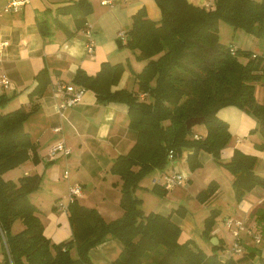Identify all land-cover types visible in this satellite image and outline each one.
Wrapping results in <instances>:
<instances>
[{"label": "trees", "instance_id": "obj_1", "mask_svg": "<svg viewBox=\"0 0 264 264\" xmlns=\"http://www.w3.org/2000/svg\"><path fill=\"white\" fill-rule=\"evenodd\" d=\"M155 2L159 18L148 17L145 9L139 8L132 15L124 44L121 38L117 40L119 46L137 49L136 57L144 60L141 70L134 73L137 90L111 89L124 69L121 62L103 61L95 74L77 68L72 77L73 82L94 90L98 100L123 101L128 107V124L135 130L136 140L109 167L121 177L120 216L105 220L95 207L75 198L68 203L71 237L53 242L44 234L43 222L28 198L37 176L22 175L17 180L3 176L31 155L37 160L34 143L24 128L36 105L29 110L20 106L3 111L10 96L0 94V238L7 264H90V249L108 236L120 240L122 249L102 264H238L232 256H220L221 243L210 242L216 210H210L201 231L211 243L207 253L192 238L180 240L181 226L171 214L145 213L135 188L145 174L168 163L169 150L175 159L183 148H189L190 168L200 164L198 154L204 150L233 174L236 200L255 186L264 189V176L254 170L255 155L235 148L229 159L221 160L220 149L231 133L227 122L217 115L220 107L229 104L244 109L257 119L251 131L258 130L264 139V93L261 101L255 96L256 81L264 76V54L240 47L232 52L231 44L223 45L218 38V22L223 19L264 40V0H214L212 8L188 0ZM91 8L89 1L76 0L61 10H71L83 26ZM35 79L32 91L40 94L50 81L48 70L41 68ZM139 91L145 92L142 98ZM195 116H203L200 124L206 128V134L197 138L194 126L187 128L185 124L187 118ZM256 146L263 147L264 141ZM159 186L152 189L163 192L165 188ZM216 189L217 182L211 180L197 198L204 201ZM185 210L182 205L173 209L179 215ZM16 219H22L24 226L13 233L11 224ZM259 264H264L263 255Z\"/></svg>", "mask_w": 264, "mask_h": 264}, {"label": "crops", "instance_id": "obj_2", "mask_svg": "<svg viewBox=\"0 0 264 264\" xmlns=\"http://www.w3.org/2000/svg\"><path fill=\"white\" fill-rule=\"evenodd\" d=\"M74 1L76 0H30L16 10L4 11L7 0H0V43L7 41L5 45H0V75L4 73L11 81L10 87H4L0 83V94L10 96L1 109L8 111L22 106L29 110L33 104L36 105V109L24 121V128L34 143L37 155L36 161H33L31 155L21 164L5 171L3 176L7 179H17L22 175L37 176L36 186L29 190L28 198L43 222L44 234L53 242L71 237L68 190L75 182L81 184V193L76 197L81 204L95 207L105 220L122 214L121 177L110 171L109 167L112 160L118 154L127 152L136 140L135 130L128 124V107L125 102L100 101L94 90L73 82L72 77L77 68L84 69L88 74H95L103 61L121 62L124 69L117 83L111 85V89L137 90L134 73L139 71L143 62L136 57L134 50L132 52L128 50L129 47L118 45V32L128 30L132 15L141 7L150 18L157 19L160 16L155 0H129L116 2L112 6L104 5L100 0H87L92 8L86 15L84 25L79 26L71 10H61L62 6ZM188 1L206 8L214 6V0L211 7L205 5L209 0ZM245 36L248 37V43L244 45V49H251L254 36ZM90 41L92 49L89 51ZM252 51L259 53L254 49ZM43 67L48 70L50 81L39 94L32 90L37 83L35 74ZM57 81L83 86L81 98L72 105L59 108L61 96L55 94ZM140 92L142 91L139 94ZM217 115L227 122L231 133L227 144L220 149L221 160L229 159L234 149L238 148L255 155L254 170L264 176V146H256V143L264 139L258 130L251 131L257 126V119L244 109L231 104L220 107ZM194 125V134H206L203 124ZM55 127L58 129L55 130ZM60 140L70 147V152L49 157V147ZM190 152L192 149L183 148L182 157L168 159L163 168L151 171L154 173L152 178L173 171H184L188 175L186 180L183 178L180 184L172 188L156 184L165 188L163 192L152 189L155 184L151 178V188L148 189L158 196L155 209L151 211L171 214V218L181 226L180 240L192 238L196 242L198 235L202 237L206 216L214 209L217 216L211 233L217 237V243L222 244V249L218 251L220 256H232L238 264H259V256H264L263 249L259 247L264 240V232L257 220L264 218V206H260L264 202V189L255 186L246 191L240 200H236L232 188L233 174L216 161L211 153L204 150L199 153L200 164L194 169L190 168L187 160ZM177 159L183 162L180 165L173 164ZM13 170L15 172H11ZM200 172L211 178L209 182H217V189L204 201L195 196L202 188L197 187L199 182L195 180ZM190 189L199 201H191L195 212L188 210L186 203V207L182 205L185 212L179 215L173 211L174 202L190 198ZM62 197L67 200V207L64 209L57 202ZM256 209V213H252ZM19 220L21 226L18 231L24 226L22 219ZM235 221L243 224L238 237L232 232L236 227ZM254 234L259 235V241L253 236L255 244H252L248 237ZM236 238L241 250L230 252L228 248ZM197 242L205 252H210L209 241ZM0 249L3 252L6 250L1 238ZM121 249L120 240L108 236L90 249V264L108 262ZM73 250L75 251L74 248L71 249L72 252ZM4 256L0 255V264H7Z\"/></svg>", "mask_w": 264, "mask_h": 264}, {"label": "rangeland", "instance_id": "obj_3", "mask_svg": "<svg viewBox=\"0 0 264 264\" xmlns=\"http://www.w3.org/2000/svg\"><path fill=\"white\" fill-rule=\"evenodd\" d=\"M209 1H212V0H209ZM206 3H208V2H206ZM242 31H243V33H241ZM245 34L247 36H249V33L246 32L245 30H243L242 28H240V27L234 28L232 25H230L229 23H227L225 20L219 19V22H218V38H219V42L222 43L223 45L224 44H226V45L231 44V45H235L237 48H238L237 45H240V48H245L244 45L246 43H248V37H246ZM253 49L254 50H257L259 52L257 54H264V40L263 39H259L257 37H254V43L252 44L251 50H253ZM128 50L129 51H132V52L134 50L136 53H138V50L137 49H129L128 48ZM156 56L157 55H155V57ZM239 58L242 61L245 60V58H244L243 55H240ZM139 60H141L143 62V64H142V66H143L144 65V60L143 59H139ZM141 68L139 70H141ZM57 83H63V82L57 81L56 84ZM263 93H264V76L260 80L256 81V84H255V95H256V99L259 100V101H261L263 99ZM151 98H152L151 96H148L147 97V99H151ZM193 129L196 130V125H194ZM59 153L60 152H58L54 157H57ZM179 157H182V154ZM198 158H199V154H198ZM179 159H181V158H179ZM179 159H177L178 161H175L173 164L180 165L181 162H183V161H180ZM11 172H15V171L13 170ZM181 174L184 176V179L186 180L187 177H188V175L186 174V172L183 171V172H181ZM12 175H15V174L13 173ZM153 175H154V173H151V172L145 174L140 179L138 186L135 188V194L138 197L144 198V202L141 203V208H142V210L145 213L151 211L152 209H155L156 199L158 200V196L155 195V194H153L150 191V189H148V188H151L150 181H151V178H152ZM197 176L198 177H196L195 180L198 181L199 184L197 185L195 182H194V184L197 185V187H199V188L202 187L200 189L197 188V190L199 189L197 191V193H198L201 189H204V188L207 187V185L209 183V180L211 178H207V176H205V174H203V172L198 173ZM17 179L13 178L12 180H17ZM189 192L192 194L191 189H190ZM197 193L195 195L196 198H197ZM191 194H190V198L187 197L186 199H184V201L177 202V203L174 202V206L177 207L179 205H184L186 207V203H187L188 204L187 205L188 206L187 209L188 210L189 209L190 210H194V212H195V209L192 207L193 206V203L191 201L192 200L195 201V202H199V201L195 199L194 194H192V195ZM57 202L67 205V200H66L65 197H62L61 199H58ZM207 202H208V200L205 203H207ZM260 206L261 207L264 206V202ZM256 211H257V209L254 210V211H252V213H256ZM198 217H199V215H198V212H197L196 213V218H198ZM257 221H258L259 225L263 228V232H264V218H261L260 217V218H258ZM20 226H21V221L19 219L14 220L12 222V224H11V232L15 233L16 231H18V229L20 228ZM197 240L199 241V243L205 241L202 237H200V235L197 236ZM197 240H196V243H198ZM248 241L249 242L251 241L252 244H255V239L253 238V235H251V236L248 237ZM199 245L201 246V244H199ZM259 247H261L263 249V254H264V240H263L262 244ZM72 253H73V255H75V251L74 250H73ZM1 254H3V256H4V252L1 251V249H0V255ZM255 263H256V260H255Z\"/></svg>", "mask_w": 264, "mask_h": 264}, {"label": "built area", "instance_id": "obj_4", "mask_svg": "<svg viewBox=\"0 0 264 264\" xmlns=\"http://www.w3.org/2000/svg\"><path fill=\"white\" fill-rule=\"evenodd\" d=\"M29 1L30 0H7L3 10L4 11H9L11 9L16 10ZM125 1H129V0H100V3L104 5L112 6L116 2H125ZM206 5L207 7H211L212 1L206 3ZM118 36L119 38L122 39V42H125L126 30H119ZM6 43L7 41H3L0 43V45L3 46ZM235 48H236L235 45H230V49L232 52L235 51ZM91 49H92V41H90L88 45V50L90 51ZM0 83L4 87L11 86L10 79L4 73L0 75ZM83 92H84L83 86L75 85L73 83H57L55 85V94L61 96V100L58 102L59 108H64L66 106L74 104L81 98ZM139 95L142 98L145 95V92L142 91L140 92ZM54 129L57 130L58 127H55ZM194 137L196 138L199 137V134H194ZM58 152L66 155L70 152V147L67 146L62 140L57 141L49 147L47 155L52 158ZM168 159L170 160L174 159L172 150H169ZM64 174L65 175L67 174V170L64 171ZM183 178L184 176L181 174L180 171H173L171 173H165L163 175L153 177L152 182L154 184H161L163 187L166 188H172L174 185L180 184ZM80 193H81V184L78 182L71 184L68 190V203L74 200L77 196H79ZM66 207H67L66 204L60 203V208L64 209ZM235 222H236V227L235 229H232V232L236 237H238L239 230L243 227V224L240 221H235ZM228 223L230 222L228 221ZM253 236L256 239V241H259V235L254 234ZM228 250L230 252L241 250V246H239L237 238L231 242V247L228 248Z\"/></svg>", "mask_w": 264, "mask_h": 264}, {"label": "water", "instance_id": "obj_5", "mask_svg": "<svg viewBox=\"0 0 264 264\" xmlns=\"http://www.w3.org/2000/svg\"><path fill=\"white\" fill-rule=\"evenodd\" d=\"M203 116H195V117H189L185 120V124L187 128H190L192 125L200 123L203 121ZM210 242L212 244H216L217 243V237L216 236H212L210 238Z\"/></svg>", "mask_w": 264, "mask_h": 264}]
</instances>
